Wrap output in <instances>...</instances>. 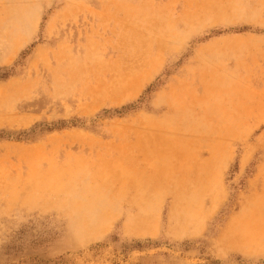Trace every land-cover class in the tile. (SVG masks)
I'll return each mask as SVG.
<instances>
[{
	"label": "rangeland",
	"instance_id": "obj_1",
	"mask_svg": "<svg viewBox=\"0 0 264 264\" xmlns=\"http://www.w3.org/2000/svg\"><path fill=\"white\" fill-rule=\"evenodd\" d=\"M0 264H264V0H0Z\"/></svg>",
	"mask_w": 264,
	"mask_h": 264
},
{
	"label": "bare ground",
	"instance_id": "obj_2",
	"mask_svg": "<svg viewBox=\"0 0 264 264\" xmlns=\"http://www.w3.org/2000/svg\"><path fill=\"white\" fill-rule=\"evenodd\" d=\"M146 225V224H145ZM148 225V224H147ZM144 226V225H143ZM144 228H146V227H144ZM142 229V228H141Z\"/></svg>",
	"mask_w": 264,
	"mask_h": 264
}]
</instances>
